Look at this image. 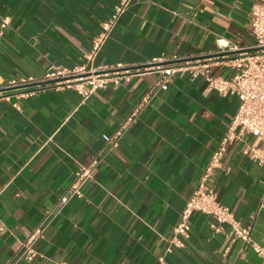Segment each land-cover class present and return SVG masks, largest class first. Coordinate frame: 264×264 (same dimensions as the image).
I'll use <instances>...</instances> for the list:
<instances>
[{"label":"crops","instance_id":"obj_1","mask_svg":"<svg viewBox=\"0 0 264 264\" xmlns=\"http://www.w3.org/2000/svg\"><path fill=\"white\" fill-rule=\"evenodd\" d=\"M119 0H0V86L41 78L51 66L87 62L93 39ZM258 0H132L104 39L92 66L142 64L151 58L213 55V77L242 69L238 54L217 53L222 36L244 49L254 40L250 9ZM155 73L107 84L83 97L43 86L33 96L0 93V264H264V166L239 142L227 146L210 180L219 201L261 254L228 236L227 225L194 212L183 247L165 252L186 199L237 112L235 96L207 90L202 76L174 74L123 130L118 145L102 136L138 106ZM1 96L7 97L1 98ZM16 102L17 110L12 106ZM253 141V138H248ZM264 150V139L258 141ZM99 162L57 212L59 198L91 157ZM31 260L17 259L36 228Z\"/></svg>","mask_w":264,"mask_h":264},{"label":"built area","instance_id":"obj_2","mask_svg":"<svg viewBox=\"0 0 264 264\" xmlns=\"http://www.w3.org/2000/svg\"><path fill=\"white\" fill-rule=\"evenodd\" d=\"M131 1L119 0L114 5L110 16L102 22L100 33L93 39L91 52L86 57L87 62L72 68L51 66L41 78L32 76L11 78L0 86V93L5 90H15L16 98H28L43 86H52L55 89L74 88L83 97H87L104 85H117L122 81L127 82L135 77L155 73L152 84L141 97L138 106L122 120L112 136L106 134L102 136L104 142L111 147L118 145L120 135L134 120L138 108L148 103L157 89H166L170 78L176 73L186 72L191 78L202 76L207 82V90L235 96L239 101L237 112L214 148L197 187L186 199L165 252H171L174 247L185 245V240L189 237L190 217L194 212H201L212 218L211 229L219 231L222 225H227L228 236L250 244L255 252L261 254L263 249L250 237L251 225H241L234 218L231 210L219 201L216 191L209 182L222 167L226 148L233 142L240 143L241 151L250 160L264 166V150L257 144L259 140L264 139V0L256 1L250 9V29L254 40L251 49L238 47L222 36H217L214 40L217 53L236 52L239 55L237 60L243 62L242 69L230 78L213 77L209 74V67L217 61L213 55L186 57L174 54L169 58L154 57L139 65L92 66L90 60ZM7 23V18L0 19V36ZM1 98L7 99L4 96ZM12 106L20 110L16 102H13ZM248 138H253V141H248ZM98 162V158L93 156L86 164L78 167L76 180L71 189L59 198L57 212L70 198L82 196L79 185L91 177ZM40 233L41 228L38 227L28 235L21 243L17 259L31 260L36 255L33 243ZM158 261L159 264H164L163 256H160Z\"/></svg>","mask_w":264,"mask_h":264}]
</instances>
